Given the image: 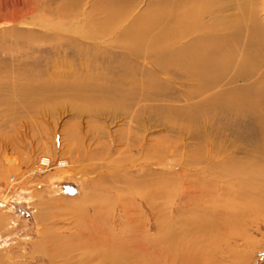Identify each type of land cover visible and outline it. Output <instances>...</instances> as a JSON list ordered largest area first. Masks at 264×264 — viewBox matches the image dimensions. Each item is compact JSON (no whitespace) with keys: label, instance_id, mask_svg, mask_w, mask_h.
I'll return each mask as SVG.
<instances>
[{"label":"rangeland","instance_id":"obj_1","mask_svg":"<svg viewBox=\"0 0 264 264\" xmlns=\"http://www.w3.org/2000/svg\"><path fill=\"white\" fill-rule=\"evenodd\" d=\"M35 1L34 13L41 18H46L49 12L58 10V6L67 2ZM25 2L27 0H0V159H3L0 161V254L6 258L2 259L3 263L49 264L48 254L67 251L65 258L57 264H75L78 262L75 254H80L91 238L87 226L91 224L93 209L99 200L101 204L109 205L107 210L101 208L104 222L107 218L117 224L115 240H120L121 233L129 236L121 253L137 258L142 256L145 243L143 222L147 227L152 218L149 206H156L162 219L170 220V224L166 222L167 226L174 225L172 229L180 235L181 228L177 226L182 224V219H192L195 195L199 192L204 196H215L218 203L220 198H234L239 209H248L252 200H261L264 207V154L261 147L253 143L262 135L258 124L248 122V117L239 118L218 111L204 113L192 123L181 114L170 115L168 109L193 108L194 103H200L205 97L191 94L193 81L174 80L170 83L169 79L175 76L168 78L161 73H158L160 80L156 77V83L162 92L174 95L158 96L155 102H150L151 106H159L162 110L163 115L160 113L158 120L150 121L151 118L145 115L139 124L135 121L130 124L124 117L114 119L100 113H79L74 105L113 101L110 97L87 101L86 90L94 87L91 77L88 83L83 81L87 84V89L82 90V93L85 91L82 94L84 99L79 98L80 95L73 97L72 91L65 87L79 85L74 79L51 78L54 70H64L69 65L77 67L80 60L71 47L65 45L67 40L58 44L56 40L44 37L51 31L63 32L59 25L51 30L34 19L35 15L28 14L25 18L26 7L22 8ZM257 4L264 20V1L258 0ZM81 5V9L85 7ZM11 11H22L18 14L24 16L22 21H10ZM69 21L70 26H67L70 28L80 27L77 19ZM57 50L70 53L64 55ZM98 64L95 65L97 68H89L90 75L101 70V62ZM140 72L138 70L136 74L143 77ZM42 81L48 87H58L60 83L63 90L54 89L61 91L59 95L52 92L53 96L45 98L38 109L26 107L19 95L20 88L21 93L26 89L21 86L39 85ZM232 86L224 84L210 94ZM147 89L150 92L151 89ZM9 101L16 102L14 111L7 110L5 102ZM40 108H43L42 112ZM50 155L53 162L39 168L41 161ZM63 160L68 161V167ZM256 174L262 178L256 180ZM157 193L159 195L154 197L153 194ZM53 202L64 203L69 208L58 210L53 207ZM170 208L174 210L173 215ZM249 209L244 216L242 231L248 233L250 240L242 247L246 256L239 263L264 264V209L258 204ZM71 240L77 246L74 242L72 245Z\"/></svg>","mask_w":264,"mask_h":264},{"label":"bare ground","instance_id":"obj_2","mask_svg":"<svg viewBox=\"0 0 264 264\" xmlns=\"http://www.w3.org/2000/svg\"><path fill=\"white\" fill-rule=\"evenodd\" d=\"M66 1L63 5L58 6V10L49 12L50 14H47L46 18H41L38 16L39 14L34 13L36 10L35 0H27L21 5L23 4V9L26 7V13L23 12L26 14H23L25 18L28 14L32 17L35 15L34 19L43 22L44 26L51 30L59 25L63 32L56 31L57 33H53L51 31L50 35L44 37L50 40L54 39L58 44L62 40H67L68 44L65 45L71 47L69 49L75 53L81 62H78L77 67L69 65L64 70H54L52 68V71H54L50 74L51 78L70 77L74 79L79 85L75 84L77 86L70 87L64 83L62 84L72 91L73 97L78 98L79 95L82 96L85 92L82 93V90L87 89L86 83L91 77L90 80L93 82L94 87L91 88L90 86L91 89L86 90L87 95H84L89 98L87 101H100L106 97H110L113 101L109 104H94L93 102L94 105H86L87 103L83 105L81 103L82 106L74 105L76 111L84 114H105L114 119L124 117L129 119L130 124H133V121L139 124L145 115L151 118L150 121L152 119L158 120L162 110L159 106H151L150 102L157 99L158 96L170 97L174 94L161 91L156 83L158 78L160 80L157 75L161 73L168 78L173 75L175 78L169 79L168 82L172 83L174 80L180 82L181 80L193 81L191 82L193 83L191 94H194L193 96H204L205 98L200 103H194L195 107L193 108H179L178 110L170 106L173 108L168 109L170 115L181 114L191 123L203 117L204 113L208 115L214 111L232 113L239 118L248 117V122L258 124L261 129L262 135L259 139L253 140V143L261 147L260 149L264 154V20L258 12V0ZM82 2L83 5H81ZM80 5H85V7L81 9ZM11 12L10 21L18 23L22 21L21 19L24 16L18 15L22 11ZM69 19H77L81 23L79 24L80 27L70 28ZM76 25L78 26V24ZM57 51H62L64 55L68 53L66 50ZM57 51L56 53H59ZM58 63H60V60ZM97 63L100 64L102 71L99 70L96 72L97 74L94 71V75H90L89 68L96 67ZM262 69L263 72L260 73ZM138 70L141 71L143 77L136 74ZM98 80L103 81L99 82ZM83 81L86 83H83ZM238 81H242V83L236 84ZM58 84V87H48L44 81L39 85L23 84L21 87H25L26 90L21 93L20 88V99L22 102L27 103H24L26 107L30 106L33 109H38L37 106L45 98L53 96L52 92L55 94L58 92L59 95L61 91L56 92V90L63 87L60 83ZM224 84L233 86L217 90L214 95L210 94V92L215 91ZM126 85H129L128 88L125 87ZM170 87L168 86V88ZM147 88L151 89L150 92ZM67 92H69L68 89ZM79 98L84 99L85 96ZM5 103L8 107L7 110L14 111L16 109V105H14L16 102ZM42 109L40 108L41 112ZM159 121L161 122V120ZM173 125L175 124L173 123ZM2 160L0 159V161ZM49 162H53L51 155L41 161L42 166H39V168L48 166ZM63 162L67 164L66 167L69 166L67 160H63ZM56 167L58 168V165ZM255 176L256 180L262 178L259 174ZM155 195L159 194H153L154 197ZM195 197L196 207L190 217L192 219L186 221L181 218L182 224L177 226L181 228V235L177 231L175 232V229H172L174 225L173 227L167 226L166 222L170 220H163L159 211L155 209L156 206H149L146 203L151 209L152 218L147 227L146 223L143 222L145 243L143 254L138 258L121 253L129 236L120 232V240H115V231L118 229L115 225L117 224L116 222L113 224L111 221H107V218L104 222L105 218L101 209L107 210L106 206L109 205L101 204L100 200L96 201L98 204L95 203V210L93 209L94 217L91 224L87 226L91 238L81 248V253L75 254L78 260L75 264H225L226 262H228L227 264H240L239 261L241 259L245 260L246 256V253L242 251V247L250 240L248 233L242 231L244 216L250 211L249 208L257 204L263 210L262 201L252 200L248 209H242V207L239 209L238 205L234 204V198H220L218 203L213 195L204 196L199 192ZM150 198L147 197L146 199ZM151 201L147 202L151 204L153 203ZM52 204L58 210L69 208L61 202H53ZM169 210L171 212L168 211V213L170 212L173 215L174 210L172 211L171 208ZM1 219L2 217H0V224ZM120 228L122 227L120 226ZM74 244L76 245V242ZM38 248L36 247L37 250ZM66 253L68 252L59 251L56 254L55 252L51 255L48 254L49 264H57L62 261L67 255ZM3 258L4 256L0 254V264H6L3 263ZM4 259L6 260V258ZM7 261L9 262L10 259H7Z\"/></svg>","mask_w":264,"mask_h":264}]
</instances>
